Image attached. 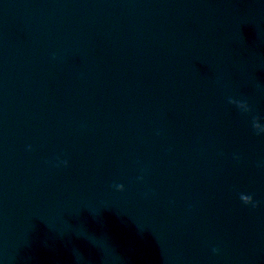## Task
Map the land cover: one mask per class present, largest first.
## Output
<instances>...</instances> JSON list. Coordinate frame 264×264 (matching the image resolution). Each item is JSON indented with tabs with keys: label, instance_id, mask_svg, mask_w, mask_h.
<instances>
[{
	"label": "clouds",
	"instance_id": "9594fccd",
	"mask_svg": "<svg viewBox=\"0 0 264 264\" xmlns=\"http://www.w3.org/2000/svg\"><path fill=\"white\" fill-rule=\"evenodd\" d=\"M245 102H247V100H245ZM228 103L234 105L235 101L233 100V98L229 97L228 99ZM237 109H239V105L236 106ZM241 112V111H240ZM253 112L252 107H250L246 112H241L242 115H251ZM264 119V117H261L259 115H251V127L253 129V132L255 135L259 136L264 134V130H260L261 129V125H260V121ZM31 150V146H29V151ZM59 159V158H57ZM238 159V157H237ZM61 163L66 167L67 166V161H61ZM138 179L142 180L143 177H139ZM114 187L118 190V191H124V185L123 184H115ZM240 200L243 202V204L245 205H251L253 208H256L259 206V202L258 201H254L253 196L252 195H247V194H240ZM214 253H218L219 249L218 248H214L213 249Z\"/></svg>",
	"mask_w": 264,
	"mask_h": 264
}]
</instances>
